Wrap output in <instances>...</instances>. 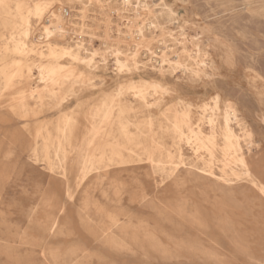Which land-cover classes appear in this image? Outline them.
<instances>
[{"label":"rangeland","instance_id":"rangeland-1","mask_svg":"<svg viewBox=\"0 0 264 264\" xmlns=\"http://www.w3.org/2000/svg\"><path fill=\"white\" fill-rule=\"evenodd\" d=\"M135 2L0 0V264H264V0Z\"/></svg>","mask_w":264,"mask_h":264},{"label":"bare ground","instance_id":"bare-ground-1","mask_svg":"<svg viewBox=\"0 0 264 264\" xmlns=\"http://www.w3.org/2000/svg\"><path fill=\"white\" fill-rule=\"evenodd\" d=\"M124 1V4L126 5H128L129 4V2H130V0H123ZM135 6L133 7V11H135V12H141V11H144V9H146L147 7V2H146V0L144 1H139V0H136V2H135ZM144 7V8H143ZM34 9V8H33ZM39 9V8H38ZM148 9V8H147ZM41 10V9H40ZM40 10H38V11H40ZM149 10V9H148ZM170 11V10H169ZM40 13V12H39ZM43 13V12H42ZM170 13V15H172L173 16V13L170 11L169 12ZM152 21L153 20H151V21H149V23L147 24V26L146 27H148V29H155V26H154V24L152 23ZM141 28V32L140 33H146V31H145V29H144V27H140ZM48 31H46V34H48L47 33ZM139 31H137L136 33H138ZM49 35V34H48ZM46 38V37H45ZM50 39V38H49ZM46 42H48V40L46 39ZM49 44V43H48ZM50 47H51V45H49ZM148 52H150V54H152L153 55V53L154 52H152V51H148ZM166 60L165 59H163L162 58V63L163 62H165ZM120 65L122 64V62H118ZM204 63V62H203ZM122 66V65H121ZM204 66H205V68L207 67V63H204ZM161 68H160V70H163V65L162 66H160ZM61 68V67H60ZM57 70V69H56ZM58 71V70H57ZM70 76H74V74L73 73H71L70 74ZM78 77H80V79H82L83 78V74L82 73H79V76ZM147 83V82H146ZM132 89H134V87H131ZM151 88H154V90L155 89H158V90H163V87L161 86V84L159 83V82H154V83H152L151 84ZM153 90V91H154ZM221 98V95L220 94H217L216 95V101H215V103L217 102V100H219ZM217 104V103H216ZM225 119H224V131H223V137H224V140H225V144H226V147H229L230 145H231V142H232V139L233 138H235L236 136H235V134H234V132H233V130H232V128H231V125H234V124H236V122L238 121V112L236 111V110H233V109H226V113H225ZM175 116V115H174ZM179 118V117H178ZM237 125V124H236ZM180 127H181V125H180ZM183 134V133H182ZM231 147V146H230ZM237 160L239 161V163H240V165L239 166H241V167H247L248 166V162H246V160H245V157H244V155L242 156H239V157H237ZM101 169V168H100ZM95 170V169H94ZM104 170H105V167H104ZM103 171V170H102ZM90 172V168L88 167V166H85V168H84V172H83V174H82V177H81V181L83 182V181H85V180H91L92 182H90V183H88L89 185L91 184V183H95V182H102L105 178H107L108 177V175H104V174H99L98 173V175H94V177H91L90 178V176H89V173ZM98 172V171H97ZM102 173V172H101ZM106 174V173H105ZM245 177H249V175H250V173H249V171H247V172H243L242 173ZM232 176V175H231ZM118 179V178H117ZM94 181V182H93ZM105 181V180H104ZM82 182H81V184H82ZM80 184V185H81ZM87 184V185H88ZM86 186V185H85ZM264 188V187H263ZM87 189V188H86ZM86 194H87V191H86ZM120 206V205H119ZM121 208V207H120ZM118 209V208H117ZM114 213V212H113ZM115 218V217H114ZM115 224V223H114ZM108 232V231H107Z\"/></svg>","mask_w":264,"mask_h":264},{"label":"built area","instance_id":"built-area-1","mask_svg":"<svg viewBox=\"0 0 264 264\" xmlns=\"http://www.w3.org/2000/svg\"><path fill=\"white\" fill-rule=\"evenodd\" d=\"M123 4H124V1H123ZM124 6H125V7H128L127 4H126V5L124 4ZM70 15H71V14H70V11H68L67 9H64V10H63V14H62V16H63V18H64L65 20H69L70 17H71ZM99 64H100V66H104V65H106V62L101 60V61H99ZM113 70H114V71H117V67L114 66V67H113Z\"/></svg>","mask_w":264,"mask_h":264}]
</instances>
